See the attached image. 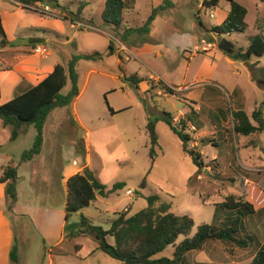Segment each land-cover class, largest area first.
I'll return each instance as SVG.
<instances>
[{"label": "rangeland", "instance_id": "374dc122", "mask_svg": "<svg viewBox=\"0 0 264 264\" xmlns=\"http://www.w3.org/2000/svg\"><path fill=\"white\" fill-rule=\"evenodd\" d=\"M56 1L59 8L38 4L39 9L48 5L51 10L50 15H42L33 9H21L14 0H0V16L3 32L11 43H15L16 36L39 38L45 41L43 48L47 54L51 52L58 63L66 64L72 55H103L100 61H81L77 65L81 95L76 100V110L84 117L91 133L103 129L98 143L105 152L104 157L91 152L90 167L95 170L105 193L97 195L89 208L72 215L67 225L74 230L83 215L90 218L93 225L108 229L114 214L127 211L132 216L147 207L146 197L157 195L171 204L174 215H186L194 221L193 235L198 225L212 223L217 206L228 197L239 199L243 178L261 180L259 191L246 199L255 210L253 215H246L243 210L217 211L221 221L233 215L241 219L244 226L241 239L249 241L248 248L214 241L186 256L188 261L197 264H249L264 242V210L261 208L264 131L246 139L234 133L230 111L231 105H236L231 94L237 85L242 89L245 112L250 115L260 107L264 119V57H252L244 63L221 52L218 46L225 41L236 53L248 47L251 37L264 39V4L259 0H235L247 11V29L241 34L217 36L211 29L224 23L230 9L227 0H219L214 8H203V0H167V3L159 0L156 5L151 4L152 0H136L134 13H125L123 24L127 23L128 28L143 27L154 8L158 9V19L147 33H133L123 42L114 37L110 28L101 25L105 0ZM85 3L87 9L83 11L81 5ZM74 23L88 25L93 30L74 29ZM110 39H114L115 50L122 49L121 60L118 55H107ZM32 55L43 57L34 52ZM150 75L161 81L150 79ZM131 77L144 82L136 89L133 82L126 81ZM159 82L170 85L175 95L158 96ZM145 85L146 91L142 89ZM69 88L70 85L65 87L61 94L66 95ZM108 107L126 111L110 116ZM71 108L66 109L67 112H71ZM163 113L177 119L173 123L177 128L179 121L186 123L192 139L187 147L201 154L205 164L198 176L193 177L196 168L183 152L181 141L160 121L156 123V133L161 151L157 152L147 175L150 158L146 118H161ZM110 125L117 128L119 135L112 134L106 141L105 129ZM64 126L68 132L58 143L57 154L50 159L54 164L76 160L81 167L86 161L78 141L85 138V131L71 119ZM55 133L52 126H48V145L56 143ZM35 134V129L29 126L22 136L10 141L11 129L0 123V164L7 158L13 165L21 162V155L32 147ZM249 141L257 145L250 147ZM244 145L249 148H243ZM106 154L111 157L107 162ZM43 159L48 160L46 150L38 160ZM34 171L35 168L29 167L20 170L25 179L21 178L18 184L16 212L24 216L15 224V264H119L95 252V243L90 238L68 236L64 222L65 186L46 174L43 181L41 178L33 180ZM39 174L43 176L42 172ZM143 180L145 187L140 189ZM117 183H123L124 187L113 191ZM127 189L133 191L130 197L125 195ZM173 252L174 248L169 247L157 257L171 258Z\"/></svg>", "mask_w": 264, "mask_h": 264}, {"label": "trees", "instance_id": "16d2710c", "mask_svg": "<svg viewBox=\"0 0 264 264\" xmlns=\"http://www.w3.org/2000/svg\"><path fill=\"white\" fill-rule=\"evenodd\" d=\"M24 9H29L37 4H48L59 8L56 0H14ZM264 4V0H259ZM167 3V0H164ZM230 9L224 23L220 27L211 29L214 35L222 36L227 34H241L247 29L245 18L246 9L235 0H227ZM219 0H205L203 5L207 8L216 7ZM135 0H105L104 9L101 14L102 25L111 29L114 37L125 42L133 33H147L151 23L157 16V10L151 12L145 25L140 28H125L123 26L124 14L134 9ZM86 4L81 5V9ZM8 44L3 32L0 17V45ZM115 53L114 42L109 40L108 56ZM234 60L247 63L252 57H264V39L256 36L249 39L248 47L245 50L228 53ZM121 60V57L118 55ZM103 55L99 53L72 55L64 66L57 64L52 73L36 86L20 83L15 88L14 97L7 103L0 105V122L2 127L11 129L10 141L16 140L20 133L27 127L33 126L35 138L32 147L21 155V162H28L39 155L43 143L44 124L52 111L70 107L79 96V76L77 65L80 61H100ZM123 74V71H121ZM131 81L138 89L141 80L134 77L126 79ZM70 85L66 95L61 91ZM159 89L165 95L174 96L175 92L163 82H159ZM206 94V93H204ZM235 99L236 107L231 105L230 114L233 121V131L237 136L250 137L264 131V119L262 109L254 110L249 117L244 110L243 94L240 88H235L231 94ZM112 115L122 113L114 112L108 107ZM190 121V119L188 118ZM163 122L169 130L178 137L182 143L183 152L191 159L196 168L193 177L199 175L205 167L201 154L195 150H189L187 145L192 141L187 133V126L182 120L179 128L173 124V115L163 113L161 118H148L146 133L149 139L150 169L157 158V152L161 151L156 133V123ZM253 141L249 142L250 147H255ZM17 167L10 163L3 168L0 177V184L5 185V198L7 211L11 212L17 202ZM124 184L117 183L113 191L121 190ZM145 187V180L140 184V189ZM66 199L64 206L65 230L69 232L70 238L87 237L95 243V252H101L119 264H197L187 260L186 255L191 252L202 250L207 242L233 243L240 249L248 248L249 241L241 239L243 222L239 217L224 218L220 220L217 211L219 209L243 210L246 215H253V206L246 201L244 196L238 200L228 197L227 200L217 206L211 224H200L191 235L195 227L194 221L186 216H177L171 212V204L163 201L157 195L145 198L147 207L140 212L129 216L128 212L114 214L115 218L110 222L109 228L95 226L91 220L81 215L80 221L72 230L67 223L72 215L87 209L96 200L97 193L104 190L103 185L87 168L80 173L70 177L65 185ZM233 213V212H232ZM182 241L177 243L179 238ZM173 247L174 252L171 258L157 257L167 248ZM10 261L17 262V249L15 245L10 251ZM250 264H264V244L261 245Z\"/></svg>", "mask_w": 264, "mask_h": 264}, {"label": "crops", "instance_id": "0c3cea01", "mask_svg": "<svg viewBox=\"0 0 264 264\" xmlns=\"http://www.w3.org/2000/svg\"><path fill=\"white\" fill-rule=\"evenodd\" d=\"M158 1L159 0H152L151 4L156 5L158 3ZM204 1L205 0H203V2ZM15 4L18 7H21V5H19L17 3H15ZM39 5L37 4L36 7H39ZM136 5H137V1L135 0L134 9L126 12V15H129L130 12L134 13V11L136 9ZM86 6H87V4H86ZM86 6L84 7L83 11H85L87 9ZM169 6H171V5H169ZM202 7L204 8L205 6L202 5ZM211 8H214V7H211ZM21 9H23V8L21 7ZM101 14H102V12H101ZM157 19H158V15L156 16L155 20L151 23L150 27L153 26L154 24H156ZM89 21H87V22L89 23ZM91 21H93V20H91ZM124 23H125V21H124ZM123 26L125 28H128L129 25H127V23H125V24H123ZM150 27H149V29H150ZM134 29H136V28H134ZM20 37L21 36L15 37V39H14L15 43H11V41H9L6 38L8 44H1L0 45V62H1V66H0V68H1L0 69V105L7 103L8 101H10L14 97L15 88L21 82L25 83L26 85L36 86L40 82H42L48 75H50L52 73L54 67L57 64H62V63H58L55 60V58L52 57V53L49 51H48V54L46 56H43V57H40L38 55H32V50L34 48H36L38 46L45 47L44 46L45 41H42L39 38L28 39L26 37H22V38H20ZM120 52H122V49H119V50L116 49L114 55H119ZM68 60H67V62H68ZM67 62H66V64H67ZM66 64H62V65L65 66ZM90 72H93V71H90ZM150 79L155 80V81L159 80V78L155 75H150ZM159 81H161V80H159ZM142 82H144V81L141 80V83H140L141 85H142ZM167 86H170V85H167ZM237 87L238 86L236 85L234 87V89ZM142 89L144 91H146L147 86L146 85H145V87L142 86ZM233 90H232V92H233ZM241 92H242V89H241ZM162 93H161V91H159L157 93V95L165 97L166 95L162 94ZM79 95H81L80 91H79ZM78 97H80V96H78ZM78 97H77V99H79ZM76 100L71 105L72 106L71 112H69V111L67 112V110H66L69 107L68 108H61L60 110L56 109V110L52 111L51 114L48 116V118L44 124V128H43V143H42V148H41L40 154L35 156L32 160H30L28 162L15 163L14 166L17 167V177H18V180H17V202H16V204L19 202L18 201V196H19L18 184L20 183L21 178L25 179V177L20 175V170L24 167L25 168L29 167V169L35 168V171L33 173V176H34L33 180L38 181L39 178H41V181H43L45 178L44 175L46 174L50 177L51 180H53L55 178L60 180V182L62 183L63 186L66 185V182L70 177L76 175L77 173H80L83 169L87 168L94 174V176L101 183L99 177L97 175H95L96 174L95 170L91 169V167H90V166H92V158H91L90 153L94 151V152H97L98 155H101V157H104L105 152H103V150H101L100 143H98V142H100L99 133L103 129L99 130L97 132L94 131L93 133H91L90 130H88V126H86V124H85L84 117H82L76 110ZM59 111H65L64 113H66V114H62L63 112H59ZM113 111L114 112H120V111L125 112L126 110H122V109L118 110L117 109V110H113ZM70 113H72L71 118H70ZM108 113L110 116L117 115V114L112 115L109 112V110H108ZM118 114H121V113H118ZM251 114L250 115L247 114V115L250 117ZM65 115H66V119H64ZM72 118H74V119H72ZM70 119L73 121V123L77 124L78 127L82 129V131H85V138H80V140L78 141L80 144V147H79L80 153L84 154V158L86 161L85 165H83L81 167L78 165L79 163L76 160H72L71 162H64L62 160L61 164H57V163L54 164L55 162L50 159L53 156H55V154H57L56 150L59 149L58 143L63 139L64 133L68 132V131H66L64 124L65 123L67 124ZM88 120L92 121L93 118L92 119L88 118ZM146 120L148 123V118H146ZM97 121H99V120H97ZM147 123H146V125H147ZM146 125H145V129H146ZM48 126H52L53 131L56 132L55 133L56 143L52 144L50 142V145H48V141H47ZM25 130L20 133L19 137L23 135ZM105 132L108 134V136L105 138L106 141H108L109 137H111L110 135H112V134L115 135L114 137H118V135H119L117 128L115 126H112V125L107 127L105 129ZM250 137H252V136H250ZM250 137H242V138L246 139V138H250ZM242 147L243 148H249L248 146L246 147L245 145ZM1 149H2V147L0 146V151H1ZM45 150H46V155L48 157V160L43 159L42 161L39 162L38 159H40L41 155L43 154V152ZM74 150H76V149H74ZM107 156L108 155L106 154V157ZM110 159H111V157H107L106 162H107V160H110ZM10 163H13V161L11 159L7 158L5 161H3V163L0 164V177H1L2 172H3V168H5ZM36 166L38 169H36ZM39 172H42V174H43L42 177H40ZM38 174H39V176H37ZM42 183H44V182H42ZM37 184H40V183H37ZM37 184L34 183V185H37ZM259 185H261V180L254 182L253 180H250L248 178H243V180H241V196H244L246 199L248 197L250 198V195L253 192H256V190L259 191ZM263 193H264V191H263ZM16 204L13 206V209L11 212L7 211V203H6V198H5V185L0 184V264H13L10 261V251H11V248L13 247V245L15 243V224H17L20 221V219L24 216L21 213L16 212ZM261 208H262V210H264V200L261 203ZM108 212H110V211H108ZM263 244H264V242L261 245H263ZM258 249H257V251H258ZM253 257H252V259H253ZM249 264H250V262H249Z\"/></svg>", "mask_w": 264, "mask_h": 264}, {"label": "built area", "instance_id": "2783aa9c", "mask_svg": "<svg viewBox=\"0 0 264 264\" xmlns=\"http://www.w3.org/2000/svg\"><path fill=\"white\" fill-rule=\"evenodd\" d=\"M41 9H39L38 7L35 6H32L31 8H29L30 10L33 9L34 11H37L39 13H41L42 15L43 14H46V15H50L51 14V10H49V6L48 5H45L44 7H40ZM72 27L74 29H77V30H84V31H90V30H93L92 27L88 26V25H85V24H81V23H74L72 25ZM114 41V39H112ZM209 47H212L211 45H208ZM32 52L36 53V54H39L41 56H44L47 54V51L45 48L41 47V46H38L36 48H34L32 50ZM174 122L177 121V119H173ZM180 122V121H179ZM133 194V191L131 190H127L125 192V195L130 197L131 195Z\"/></svg>", "mask_w": 264, "mask_h": 264}, {"label": "water", "instance_id": "95a60500", "mask_svg": "<svg viewBox=\"0 0 264 264\" xmlns=\"http://www.w3.org/2000/svg\"><path fill=\"white\" fill-rule=\"evenodd\" d=\"M218 49L221 51V52H224V53H228L230 51V46L225 42V41H222L219 46H218ZM105 193L104 190H100L97 194L98 196H103Z\"/></svg>", "mask_w": 264, "mask_h": 264}]
</instances>
